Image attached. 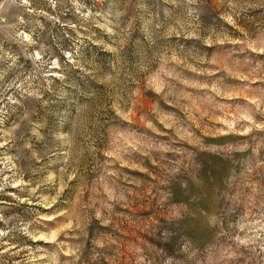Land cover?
Returning a JSON list of instances; mask_svg holds the SVG:
<instances>
[{"label":"rangeland","instance_id":"374dc122","mask_svg":"<svg viewBox=\"0 0 264 264\" xmlns=\"http://www.w3.org/2000/svg\"><path fill=\"white\" fill-rule=\"evenodd\" d=\"M0 264H264V0H0Z\"/></svg>","mask_w":264,"mask_h":264}]
</instances>
